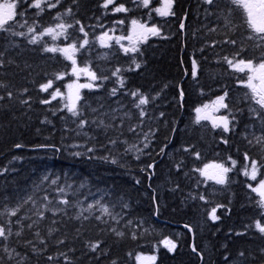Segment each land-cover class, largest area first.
<instances>
[{
	"label": "trees",
	"instance_id": "1",
	"mask_svg": "<svg viewBox=\"0 0 264 264\" xmlns=\"http://www.w3.org/2000/svg\"><path fill=\"white\" fill-rule=\"evenodd\" d=\"M102 2L61 0L56 8L45 7L43 12L28 4H17L16 9V20H26L29 26L35 24L40 32L59 22L55 19L57 13L72 7L73 15L64 16V22L80 20L89 32L88 38L93 42L76 54L77 64L83 67L88 63L98 75L103 72L110 78L98 82L102 87L83 89L78 107L82 118L89 121L83 128L66 109L59 110L63 99L58 97L48 105L39 102L48 98L39 90V84L55 73L67 72L65 80L55 81V86L64 90L65 82L73 77L71 61L59 53L44 52L42 47L45 43L63 47L69 41H53L45 36L41 43L30 44L28 37L0 32V58L4 60L0 83L7 86L0 88V95L5 96L0 101V211L14 208L31 196L19 216L38 220L37 226L32 230L25 228L19 237L15 235L19 225L14 224L9 240L0 241L3 264H17L18 260L21 264H66L63 256L47 260L49 255L60 252L67 253L71 264H138L136 257L142 254L155 255L152 264H264V235L254 227L258 219L264 224V216L257 204L259 196L247 187L253 181L241 170L245 151L257 160L264 156L254 141V137L264 134V124L250 111L258 106L248 98L249 90L238 83L246 75L233 72L222 59L231 58L241 45L247 49L246 57L260 55L256 41L248 39L251 30L245 24L243 11L230 0H217L212 6L202 0H176V16L161 17L151 11L160 7L161 0H151L149 8L138 6L137 0H117L130 11L106 15L100 7ZM21 11L23 17L19 15ZM121 19L123 25L114 24ZM133 19L150 26L156 24L162 35L148 37L135 54H125L115 43L106 48L95 41L103 30L112 27L127 33ZM181 22L185 24L183 30L179 28ZM14 30L27 32V26H16ZM69 32L82 36L75 29ZM225 39H236L238 44H225ZM193 56L199 65L195 79L191 76ZM133 58L141 64L139 69H135ZM117 67L134 70L122 72L125 87L113 96L111 89L119 85L111 72ZM25 88L27 93L23 92ZM137 89L150 100L143 118L135 107V98L129 94ZM180 89L184 91L182 102ZM8 91L13 92L11 99L6 95ZM224 91L228 92L225 102L235 117L234 130L224 133L196 123L195 109ZM29 97L30 106L20 103ZM99 121L107 127L100 126ZM130 127L135 131H129ZM145 134H149L147 148L143 147ZM222 138L228 143H223ZM250 139L252 145L248 143ZM110 140L117 143L112 145ZM16 144L23 147L16 148ZM38 145H55L59 151ZM133 145L143 151L133 149ZM193 145L192 151L200 153L199 159L185 151ZM90 147L95 151L89 152ZM75 152L82 155H73ZM229 156L237 165L228 173L225 185L206 180L194 171L208 163H224ZM149 164H154V168H148ZM261 175L264 169L258 179ZM52 180L57 183L52 184ZM60 188L65 190L63 194ZM201 195L205 200L199 199ZM62 198H67L70 205L60 204ZM97 200L107 205L116 219L105 217L107 223L97 221L95 217L103 215L99 208L87 211L88 205ZM45 204L53 210L66 209L67 214L45 211V218L39 220L36 212L44 211ZM217 205L222 206L216 211L220 219L213 221L210 211ZM82 210L88 220L83 216L76 219ZM23 223L31 220L24 219ZM113 228L124 235L117 236ZM35 231H40L47 242L46 251L33 252L31 246H25L26 240H32L37 249L44 248ZM60 239L65 243L57 244ZM165 240L174 241L176 250L169 251ZM89 241L101 242L100 248L91 251ZM5 245L20 255L9 259L3 251Z\"/></svg>",
	"mask_w": 264,
	"mask_h": 264
},
{
	"label": "snow or ice",
	"instance_id": "2",
	"mask_svg": "<svg viewBox=\"0 0 264 264\" xmlns=\"http://www.w3.org/2000/svg\"><path fill=\"white\" fill-rule=\"evenodd\" d=\"M61 0H31L29 3V0H16V2H5L0 3V32L8 33L11 36H22V37H28V42L30 44H39L43 41V38L45 36L51 37L53 41H57L61 38H63L65 41H69L66 46L58 47V46H48L46 43L43 45L42 50L47 53H59L61 54L66 60L71 61V72L70 75L74 76L76 79L72 82H68L64 85V87L67 89L66 92H62L59 86H55V81H61L65 80L66 76L69 75L67 72H58L53 75L52 78L47 79L46 82L39 84V90L43 93L48 94V98L41 99L39 102L41 104H51L52 101L57 100V98L63 99L65 102L63 104V107L59 109L60 111H63L64 109L67 110L68 113L71 114L72 117L77 118L78 127L83 128L89 124V121L82 118V112L80 108L78 107V102L82 99L80 95L81 89H95L98 87H102V83H98L100 81H106L110 77L108 75H104L103 72H101L99 75L97 74L96 70H93L91 66L88 63H85L83 67L78 66L77 60H76V54L79 53L81 50L86 49L87 46L90 45L93 41L89 40V32L86 30V27L83 23H81L80 20H75L74 23H66L63 20L64 16H71L73 15V9L72 7H68L63 13H57L55 19L59 21L54 26H50L47 28H44L42 31L37 32L35 24L29 26L27 25V21L25 20L23 23H20V21L16 20L17 13V4H28L29 7H33L38 9L40 12H43L45 7L52 9L56 8L60 4ZM138 6L143 8H149L151 4V0H137ZM230 2L237 7H239L244 14L245 17V24L247 25V28L251 30V34L248 36L249 40L256 41L255 47L261 49L259 57H256L254 55L245 56L244 53L247 51L245 47L242 45L238 48V50L233 54L231 58L228 56H224L222 59L224 63L228 65V67L235 73H241L245 74V79H238V83L241 84L243 87L247 88L249 90L247 96L252 101L255 102V104L258 106V108L254 107L251 108L250 111L254 114V116L260 120L261 124H264V0H230ZM73 3H78V0H73ZM204 3L207 5H216L217 0H204ZM176 4V0H163V5L161 7L152 8L151 11L156 12L161 17H168V16H176V11H174V6ZM105 10V14L107 15L109 12L112 14L116 13H127L130 11L129 8L125 6L124 3H118L117 0H103L102 4L100 5ZM21 17L24 15V11H21L19 13ZM149 18H151V12H149ZM186 19L185 17H182V20ZM114 24L123 25L124 20H117L114 22ZM132 30L133 33H136L137 40L134 43H130L129 46H125L121 43V41L128 39L130 42L132 41V35H129L127 37L120 35H115L116 28L112 27L108 30L104 31L102 34L97 36L95 38V41H98L99 44L102 47L111 48L112 42L115 41V44L119 45L120 48L123 50L125 54H135L140 51L138 48V43L140 42H146L147 37L149 35L151 36H161V28L157 26L156 24H153L149 26L147 23H140L138 20L133 19L131 21ZM26 27L27 26V32H17L14 30V27ZM78 26V27H77ZM91 27V26H89ZM100 27H103V25H100ZM179 28L183 30L185 28V24L181 22L179 24ZM69 29H75L76 32L81 33L82 36H77L75 33H70ZM137 29L139 31H137ZM211 31H215V29H211ZM167 38V37H163ZM225 44H231V45H237L238 42L236 39H225L223 41ZM215 47V44L212 45ZM200 51H203V48L200 49ZM2 53H0V57H2ZM132 63L135 66V69H139L141 67L140 63H137L135 58H133ZM4 66V60L0 58V67ZM191 76L193 79L197 77L198 74V62L193 56L191 59ZM133 68L129 67L127 69H121L120 67L115 68L111 72V76L116 78V83L119 85V88H112L111 89V95L115 96L119 92L121 88L125 87V78L122 75L123 71H132ZM187 71V70H186ZM84 75L87 77L86 83H79L80 76ZM7 87L3 83H0V88ZM51 90V91H50ZM24 93L28 92V89H23ZM133 98H135V107L139 109V116L140 118H143L147 115L146 107L149 103V97L145 94H143L139 89L135 91H131L129 93ZM7 97L11 99L13 97V92L8 91L6 93ZM179 97L181 102L183 101L184 97V91L183 89H180ZM228 97V92L224 91L222 95L218 96L215 101H213L214 104V111L219 112L221 109L227 110L226 114L217 116L215 118L210 117L208 115H202V109L196 108V123H200L201 120H211L212 127L221 129L222 132L228 133L230 131L234 130V121L235 117L232 116L231 110H229V104L226 103V98ZM5 96L0 95V101L4 100ZM30 100L31 97L28 99L21 100L20 103L24 105L30 106ZM204 108H207L208 105H204ZM95 111V109H94ZM55 114V112H53ZM163 115V113H161ZM232 116V119H229V117ZM50 122V121H46ZM92 123H97L96 121H92ZM100 126L107 127L104 125L103 121H99ZM129 131H135V128H129ZM154 135V133H151ZM223 139V143L227 144L228 140ZM144 148H147L149 146V134H145L144 136ZM254 141L256 145H259L261 147V150L264 151V134H262L259 137H254ZM110 144L115 145L117 143L116 140H110ZM249 145L253 144V140H248ZM16 148H21L23 145L16 144ZM37 147L41 148H53L56 151H59L58 148H56L55 145H38ZM72 147H79V145H72ZM166 147V146H165ZM195 146L193 145L191 148H186L185 151L192 152L193 156L196 159L200 158V153L198 151H192V149ZM133 149H136L137 151H143L140 149L137 145L132 146ZM89 152H94L95 148H88ZM131 150V149H129ZM161 152H163V149H161ZM73 155L80 156L82 153L75 152ZM139 158V156H137ZM103 159H108V157H103ZM243 159L245 163L242 166V173L245 177H248L251 181H256V185L253 186V184L249 183L247 187L251 189L252 192L256 193L259 196V200L257 201V204L259 208L262 210L261 215L264 216V175H261L258 179V174H260V170L264 169V156L261 157L260 160H257L251 156H249L248 152L245 151L243 153ZM112 163H116L115 159H112ZM230 162V166L228 163ZM237 165V161L233 159L231 156L227 158V161L224 163L219 164H205L202 168H196L194 171L199 172L201 176L205 177L206 180L214 181L216 184L225 185L228 183L229 177L228 173L232 172L233 169H235ZM148 168H154V164H149ZM180 165H177V170H179ZM213 169L212 172H209V169ZM6 171V170H5ZM52 184H56L57 180H52ZM139 183V181H137ZM64 189L60 188L59 192L61 194L64 193ZM47 200V197L44 198ZM201 200H205V196L201 195L199 197ZM32 200V197L29 196L27 199L22 200L20 203H18L14 208H5L3 211H0V217H7L5 220H0V241H8L9 238L13 235V225H19V230L15 232V235L17 237L21 236L24 229L27 228L29 230H32L34 226L38 225V220H32L31 217L25 216L24 218H21L19 216V213L21 209L23 208V205L25 203H28ZM59 203L65 206L70 205V201L67 198H62L59 200ZM127 205H125L126 207ZM218 207H222L221 205H217L216 207H213L210 211V219L213 221L219 220L220 217L216 215V211ZM99 208V210L103 213L101 216H96L95 219L97 221H100L101 223H107V220L105 217H109L111 219H116V217L113 215V213L110 211L109 207L105 204H102L101 201L97 200L92 204L88 205L87 211L89 213L92 212V209ZM45 211H53V214H56L57 212L64 211L66 213V209H49L47 204L44 206V211H37L36 215L39 218V220H43L45 218ZM83 211L76 217V219H80L81 216H83ZM11 217H16L17 219L13 221ZM28 219L31 220V223L24 224L23 220ZM83 219L88 220L89 216H83ZM55 223V221H53ZM186 228H189L191 231V228L189 225H185ZM254 227L255 229L261 234L264 235V224L261 223V221L255 220L254 221ZM113 232L116 233L117 236H123L124 233L117 232L116 229H112ZM52 229L49 230V234H51ZM242 233H237V235H241ZM34 235L39 238V243L41 245H44V248L37 249L36 245L32 240H26L25 246H31L33 252H43L46 251L47 248V242L41 238L40 231H35ZM133 238L135 239V235H133ZM65 241L63 239H60L57 241V244H64ZM101 242H88V246L90 247L91 251L95 252L97 249L100 248ZM165 247L169 249V251H175L177 248V244L172 240H165L164 241ZM3 251L8 253L9 259L13 258V255L19 256L20 254L16 252L15 249H9L6 245L3 248ZM69 251H74V249H69ZM193 251H196L195 246H193ZM262 252H264V249H261ZM241 256H244V253H240ZM60 256H63L65 259L66 264H71V261L69 257L67 256V253L60 252L56 256L49 255L47 257V260L49 262L59 259ZM201 254V259H202ZM137 260H140L141 257L137 256ZM150 259H155L154 257ZM0 264H3L2 258H0ZM17 264H21V261L18 260ZM113 264H115V261H113Z\"/></svg>",
	"mask_w": 264,
	"mask_h": 264
},
{
	"label": "rangeland",
	"instance_id": "3",
	"mask_svg": "<svg viewBox=\"0 0 264 264\" xmlns=\"http://www.w3.org/2000/svg\"><path fill=\"white\" fill-rule=\"evenodd\" d=\"M5 2H15L14 0H0V3H5ZM163 5V0H161V3H160V7ZM140 22V21H139ZM140 23H144V22H140ZM149 25V24H148ZM150 26V25H149ZM106 30H108V29H106ZM106 30H103L100 34H102L104 31H106ZM137 31H139L138 29H137ZM115 35H117V36H120V35H123V36H125V37H127V36H129V35H132V41L130 42L128 39H125V40H123V41H121V43L122 44H124L125 46H129L130 45V43H134V42H136V40H137V35H136V33H133V30H132V25L130 24V27H129V29H128V31H127V33H121L120 31H118V30H116V32H115ZM151 35H149L148 37H150ZM147 37V38H148ZM112 43H115V41H113ZM142 42H140V43H138V45L137 46H139V44H141ZM76 78L73 76L72 77V79L70 80V81H66L65 82V84L66 83H68V82H72L73 80H75ZM79 83H86L87 82V77L86 76H84V75H81L80 76V79H79V81H78ZM64 84V85H65ZM62 92H66L67 91V89L64 87V90H61ZM82 91H83V89H81L80 90V95H81V93H82ZM216 100V99H215ZM215 100H213V101H215ZM213 101L212 102H210V103H208V104H206V105H208V107L207 108H204L203 106H201V107H199V108H201L202 109V115H208V116H210V117H213V118H215V117H217V116H220V115H224V114H226L225 112H224V109H221L219 112H216V111H214V104H213ZM197 115V114H196ZM200 123H202V124H205V125H208V126H210V127H212V123H211V120H201L200 121ZM213 128V127H212ZM217 129V128H216ZM209 165L210 164H214L213 162L212 163H208ZM215 164H218V163H215ZM213 171V169H209V172H212ZM209 181H211V180H209ZM211 182H214V181H211ZM215 183V182H214ZM256 181H253V186H255L256 185ZM140 257H141V259L140 260H137V262H138V264H152V263H154L155 261H156V256L155 255H146V254H142V255H139ZM152 257H154L155 259L153 260V259H150V258H152Z\"/></svg>",
	"mask_w": 264,
	"mask_h": 264
},
{
	"label": "flooded vegetation",
	"instance_id": "4",
	"mask_svg": "<svg viewBox=\"0 0 264 264\" xmlns=\"http://www.w3.org/2000/svg\"><path fill=\"white\" fill-rule=\"evenodd\" d=\"M204 2V0H202Z\"/></svg>",
	"mask_w": 264,
	"mask_h": 264
}]
</instances>
